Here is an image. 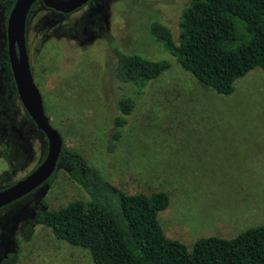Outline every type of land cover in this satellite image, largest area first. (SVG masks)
I'll return each instance as SVG.
<instances>
[{"label": "rangeland", "instance_id": "rangeland-1", "mask_svg": "<svg viewBox=\"0 0 264 264\" xmlns=\"http://www.w3.org/2000/svg\"><path fill=\"white\" fill-rule=\"evenodd\" d=\"M187 2L91 0L66 14L38 2L26 17L25 44L44 113L64 144L124 193H166L158 224L165 237L189 249L200 237L229 238L264 225V70L250 69L227 94L197 82L147 31L156 20L175 40ZM113 48L168 66L133 96L120 139L107 152L119 94L108 70ZM4 53L0 13V188L30 172L46 149L17 98ZM27 197L0 209V257L18 246L15 264H93L86 249L56 238L42 224L33 227L30 240L20 238L28 205L41 200L57 208L86 199L62 164L56 163L54 177L31 202Z\"/></svg>", "mask_w": 264, "mask_h": 264}, {"label": "trees", "instance_id": "trees-1", "mask_svg": "<svg viewBox=\"0 0 264 264\" xmlns=\"http://www.w3.org/2000/svg\"><path fill=\"white\" fill-rule=\"evenodd\" d=\"M13 1L0 0L4 19ZM177 28L175 40L170 29L156 20L149 21L147 31L197 82L217 93H230L234 81L252 68L264 70V0H188ZM167 66L166 60H149L113 48L108 70L118 83L119 94L114 100L117 114L111 120L105 151L111 152L120 139V127L134 107L133 96ZM60 136L57 163L87 197L57 208H47L41 200L28 205L19 228L22 241L30 240L33 227L42 224L56 238L86 249L93 264H264V225L247 227L229 238L200 237L187 249L180 241L165 237L156 219L167 204L166 193L122 192L87 166ZM55 171L56 166L41 186ZM37 189L10 204L26 196L31 202ZM18 251V246L5 250L0 264H15Z\"/></svg>", "mask_w": 264, "mask_h": 264}, {"label": "water", "instance_id": "water-1", "mask_svg": "<svg viewBox=\"0 0 264 264\" xmlns=\"http://www.w3.org/2000/svg\"><path fill=\"white\" fill-rule=\"evenodd\" d=\"M88 0H14L5 18L7 63L17 98L37 130L45 139V154L26 175L0 188V208L25 196L44 183L53 173L61 150V136L51 126L44 113L41 95L33 80L26 50L24 27L31 5L42 6L59 13H68Z\"/></svg>", "mask_w": 264, "mask_h": 264}, {"label": "flooded vegetation", "instance_id": "flooded-vegetation-1", "mask_svg": "<svg viewBox=\"0 0 264 264\" xmlns=\"http://www.w3.org/2000/svg\"><path fill=\"white\" fill-rule=\"evenodd\" d=\"M90 1H91V0H88V1L85 2L83 5H81L80 7L76 8V9H74V10L71 11V12H74V11L78 10L79 8H81V7H83L84 5L88 4ZM44 8H46V7H44ZM46 9L51 10L52 12H57V11H54V10H52V9H50V8H46ZM71 12H68V13H71ZM57 13H59V12H57ZM63 14H66V13H63ZM26 17H27V16H26ZM25 23H26V21H25ZM24 38H25V27H24ZM30 70H31V69H30ZM31 74H32V73H31ZM11 203H12V202H11ZM7 205H8V204H7Z\"/></svg>", "mask_w": 264, "mask_h": 264}]
</instances>
